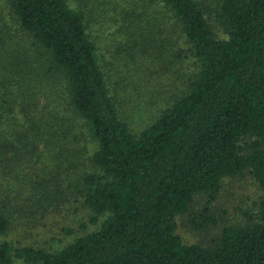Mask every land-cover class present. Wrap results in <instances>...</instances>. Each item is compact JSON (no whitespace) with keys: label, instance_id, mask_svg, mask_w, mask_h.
<instances>
[{"label":"trees","instance_id":"obj_1","mask_svg":"<svg viewBox=\"0 0 264 264\" xmlns=\"http://www.w3.org/2000/svg\"><path fill=\"white\" fill-rule=\"evenodd\" d=\"M138 2L144 16L156 8L169 18L178 32L174 46L181 52L179 44H186L198 68L134 135L108 87L84 13L67 0H7L14 28L2 21L0 37H26L35 53L18 65L15 101L25 90L31 106L37 94L54 96L60 85L94 168L82 178L83 203L92 224L103 220L56 252L13 249L2 241L9 217L0 209V264H264V0H219L214 22L225 39L215 36L198 0ZM43 127L56 129L53 121ZM37 142L41 154L53 143L51 135ZM245 173L263 192L257 212L242 211L246 221L224 228L208 246L183 244L175 218L205 195L195 224L214 225L209 209L223 180Z\"/></svg>","mask_w":264,"mask_h":264},{"label":"rangeland","instance_id":"obj_2","mask_svg":"<svg viewBox=\"0 0 264 264\" xmlns=\"http://www.w3.org/2000/svg\"><path fill=\"white\" fill-rule=\"evenodd\" d=\"M67 1L71 8L84 13L121 117L137 135L180 94L187 79L197 71V62L182 41L181 52L174 46V34L178 32L172 31L169 18L156 8L144 16L139 0ZM198 1L215 36L225 39L214 22L219 0ZM2 21L14 28L7 0H0V25ZM34 55L28 38L0 37V99H4L0 122V209L9 217L2 241L13 249L56 252L97 231L103 218L92 224L93 214L83 203L82 178L92 174L94 168L85 150L87 140L80 137L81 126L67 115L60 85L53 86L54 96L37 94L31 106L25 90L15 101L21 77L18 65L28 64ZM46 121H53L56 129L44 132ZM38 134L51 135L53 142L43 154L37 149ZM261 196L263 192L247 173L224 179L209 209L215 224L197 228L195 223H199L198 215L207 201L205 195H197L189 213L175 218L177 235L185 245L208 246L224 228L246 221L242 211L256 213Z\"/></svg>","mask_w":264,"mask_h":264}]
</instances>
